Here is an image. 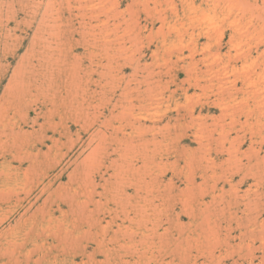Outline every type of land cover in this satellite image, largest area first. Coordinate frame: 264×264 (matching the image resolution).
I'll return each instance as SVG.
<instances>
[{"label": "rangeland", "instance_id": "rangeland-1", "mask_svg": "<svg viewBox=\"0 0 264 264\" xmlns=\"http://www.w3.org/2000/svg\"><path fill=\"white\" fill-rule=\"evenodd\" d=\"M0 264H264V0H0Z\"/></svg>", "mask_w": 264, "mask_h": 264}, {"label": "bare ground", "instance_id": "bare-ground-1", "mask_svg": "<svg viewBox=\"0 0 264 264\" xmlns=\"http://www.w3.org/2000/svg\"><path fill=\"white\" fill-rule=\"evenodd\" d=\"M243 52V51H242ZM216 76V75H215ZM232 86V85H231ZM227 87V86H226ZM153 96V95H152ZM148 97H150V96H148Z\"/></svg>", "mask_w": 264, "mask_h": 264}]
</instances>
